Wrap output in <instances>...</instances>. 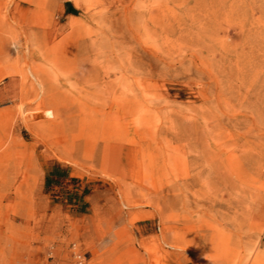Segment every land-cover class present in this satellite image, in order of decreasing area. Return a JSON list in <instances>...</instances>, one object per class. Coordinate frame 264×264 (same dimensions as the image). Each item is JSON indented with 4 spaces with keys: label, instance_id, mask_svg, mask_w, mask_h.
Segmentation results:
<instances>
[{
    "label": "rangeland",
    "instance_id": "rangeland-1",
    "mask_svg": "<svg viewBox=\"0 0 264 264\" xmlns=\"http://www.w3.org/2000/svg\"><path fill=\"white\" fill-rule=\"evenodd\" d=\"M0 264H264V0H0Z\"/></svg>",
    "mask_w": 264,
    "mask_h": 264
}]
</instances>
